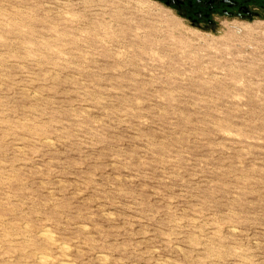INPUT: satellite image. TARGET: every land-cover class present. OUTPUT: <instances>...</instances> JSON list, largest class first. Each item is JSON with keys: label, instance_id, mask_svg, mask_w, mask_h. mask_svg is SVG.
Listing matches in <instances>:
<instances>
[{"label": "rangeland", "instance_id": "obj_1", "mask_svg": "<svg viewBox=\"0 0 264 264\" xmlns=\"http://www.w3.org/2000/svg\"><path fill=\"white\" fill-rule=\"evenodd\" d=\"M0 264H264V16L0 0Z\"/></svg>", "mask_w": 264, "mask_h": 264}, {"label": "flooded vegetation", "instance_id": "obj_2", "mask_svg": "<svg viewBox=\"0 0 264 264\" xmlns=\"http://www.w3.org/2000/svg\"><path fill=\"white\" fill-rule=\"evenodd\" d=\"M193 25L214 29L227 20H253L264 16V0H157Z\"/></svg>", "mask_w": 264, "mask_h": 264}]
</instances>
